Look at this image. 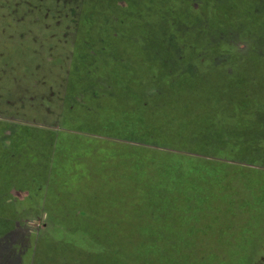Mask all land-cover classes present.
Returning <instances> with one entry per match:
<instances>
[{"label": "trees", "instance_id": "16d2710c", "mask_svg": "<svg viewBox=\"0 0 264 264\" xmlns=\"http://www.w3.org/2000/svg\"><path fill=\"white\" fill-rule=\"evenodd\" d=\"M162 53L130 50L133 74L112 89L130 98L116 107L129 143L50 203L33 264H235L264 246V101L231 80L203 87L214 51L201 77Z\"/></svg>", "mask_w": 264, "mask_h": 264}, {"label": "rangeland", "instance_id": "374dc122", "mask_svg": "<svg viewBox=\"0 0 264 264\" xmlns=\"http://www.w3.org/2000/svg\"><path fill=\"white\" fill-rule=\"evenodd\" d=\"M132 49L179 53L200 77L211 65L204 55L214 51L219 67L203 87L223 88L231 80L240 95L264 101V0H0V117L14 112L41 129L42 115L55 112L61 100L63 113L66 104L96 95L93 78L106 64L119 66L103 63L104 51ZM141 63L152 64L144 57ZM39 213L27 222L29 233H19L9 264H33L45 221ZM235 264H264V246Z\"/></svg>", "mask_w": 264, "mask_h": 264}, {"label": "crops", "instance_id": "0c3cea01", "mask_svg": "<svg viewBox=\"0 0 264 264\" xmlns=\"http://www.w3.org/2000/svg\"><path fill=\"white\" fill-rule=\"evenodd\" d=\"M120 52L123 66L117 68L106 64L117 63L116 54L103 52L106 66L92 81L96 95L66 104L63 113L61 100L55 112L42 115L41 129H31L35 119L20 120L14 112L0 117V261L4 250L16 256L18 235L29 233V220L34 222L40 211L46 217L50 203L85 180L115 144L129 143L125 116L116 107H130V98L112 90L123 89L133 74L125 56L129 51Z\"/></svg>", "mask_w": 264, "mask_h": 264}]
</instances>
